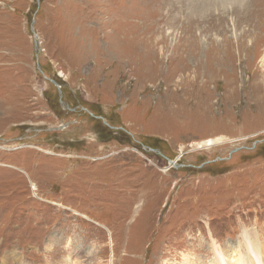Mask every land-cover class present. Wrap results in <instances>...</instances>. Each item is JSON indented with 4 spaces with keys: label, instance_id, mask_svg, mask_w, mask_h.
<instances>
[{
    "label": "rangeland",
    "instance_id": "obj_1",
    "mask_svg": "<svg viewBox=\"0 0 264 264\" xmlns=\"http://www.w3.org/2000/svg\"><path fill=\"white\" fill-rule=\"evenodd\" d=\"M242 227L264 0H0V264H204Z\"/></svg>",
    "mask_w": 264,
    "mask_h": 264
},
{
    "label": "bare ground",
    "instance_id": "obj_2",
    "mask_svg": "<svg viewBox=\"0 0 264 264\" xmlns=\"http://www.w3.org/2000/svg\"><path fill=\"white\" fill-rule=\"evenodd\" d=\"M226 2V1H225ZM228 3V2H227ZM229 4V3H228ZM233 9V8H232ZM242 227L237 238L238 247L223 248L212 238L210 248L213 253L212 261L204 264H264V241L258 238L256 230ZM77 252V251H76ZM183 258V257H182ZM190 258V257H189ZM230 260V261H228ZM163 262V261H162ZM172 264H201L183 258Z\"/></svg>",
    "mask_w": 264,
    "mask_h": 264
},
{
    "label": "water",
    "instance_id": "obj_3",
    "mask_svg": "<svg viewBox=\"0 0 264 264\" xmlns=\"http://www.w3.org/2000/svg\"><path fill=\"white\" fill-rule=\"evenodd\" d=\"M53 82V81H52ZM235 150H237V149H235Z\"/></svg>",
    "mask_w": 264,
    "mask_h": 264
}]
</instances>
